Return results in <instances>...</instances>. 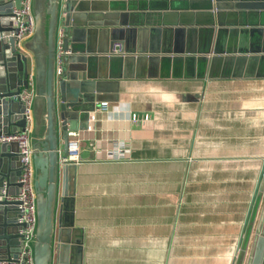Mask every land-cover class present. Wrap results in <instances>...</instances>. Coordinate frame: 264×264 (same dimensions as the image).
I'll use <instances>...</instances> for the list:
<instances>
[{
	"label": "crops",
	"instance_id": "obj_1",
	"mask_svg": "<svg viewBox=\"0 0 264 264\" xmlns=\"http://www.w3.org/2000/svg\"><path fill=\"white\" fill-rule=\"evenodd\" d=\"M83 1L87 16L102 14L101 25H86L91 18L79 26L84 33L74 48L89 64L65 59L64 67L85 70L99 96L96 110L110 106L90 113V128L77 131L68 216L71 240L82 241V264H248L264 204L263 177L252 214L264 172V67L244 58L264 53L239 50L263 48L264 0ZM180 24L197 30L187 46L202 48L204 33L214 35V46L220 34L235 43L219 48L238 52L217 55L210 73L193 55L156 66L98 54L109 48L112 30ZM95 28L96 52L88 55L87 31ZM20 50L34 70L33 53ZM57 246L56 236L54 264Z\"/></svg>",
	"mask_w": 264,
	"mask_h": 264
},
{
	"label": "water",
	"instance_id": "obj_2",
	"mask_svg": "<svg viewBox=\"0 0 264 264\" xmlns=\"http://www.w3.org/2000/svg\"><path fill=\"white\" fill-rule=\"evenodd\" d=\"M218 2V0H215ZM35 30L31 39L22 43L35 57V68H30V61L25 53L17 46V38L14 33L18 29L14 27V4L0 2V136L10 135L19 130L25 131L26 120L23 115L25 108L19 99L23 89L32 88L33 99V129L31 140L33 147V161L35 169L34 187L37 194V228L34 239L35 264H54V249L56 236L58 238L57 264H82L83 249L81 238L75 242L71 240L74 223L70 211L71 174L75 169L74 163H63L62 158L69 156V133L90 128L91 114L95 113V101L99 96L93 88V84L86 82L85 70L75 72L69 68H63V75L56 76L57 38L60 28L65 33V51L71 54L64 56L69 65L73 63L89 64L90 59L85 54L74 48L79 44L78 36L83 32L79 26L89 23L99 26L103 16L89 15L91 10H86V2L83 0H35L34 1ZM87 8V7H86ZM218 16L222 9L215 6ZM234 10V6L228 8ZM110 12V11H109ZM97 13V12H96ZM109 13L106 18L112 17ZM184 24L176 28L161 30L159 28H140L130 30H112L109 48L98 50V54L110 55L111 60L132 61L138 57V62L148 60L156 66L160 63H173L179 55H193L196 61L203 64L205 71L210 73L221 57L219 54L226 52L236 53L235 48L220 49L219 46L231 44L228 37L220 34L216 36L204 33L202 48L187 46L194 42L195 28ZM82 30V31H81ZM72 32V37L69 33ZM90 47L86 54L96 52L93 47L96 38V28L87 31ZM105 34L108 31L105 30ZM99 34V33H98ZM138 34V35H137ZM71 35V34H70ZM138 36L136 41L130 36ZM150 38V39H149ZM72 44V49L69 44ZM187 43V45H186ZM229 43V44H228ZM242 43V42H241ZM244 43V42H243ZM115 44L123 47L121 54L113 51ZM228 50V51H227ZM264 53V46L260 50L249 47L239 52ZM73 53V54H72ZM121 56V57H119ZM215 56V57H213ZM123 57V58H122ZM194 59V58H193ZM229 58H225L228 60ZM233 59V58H231ZM244 59L260 63L259 69L264 67V56L251 55ZM118 60V59H117ZM82 76V78H80ZM32 79V83H31ZM21 163L18 148L15 143L0 144V264H11L18 258L21 250V230L24 225L18 222L19 202L10 200L21 187ZM264 177L261 174L257 190L252 200V209L260 198V186ZM16 188L18 190H16ZM5 191V194L2 192ZM61 202L64 216H60L58 229L56 223L57 206ZM76 245L72 250L76 253V261L71 263L69 251L71 245ZM78 254V255H77ZM248 264H264V204Z\"/></svg>",
	"mask_w": 264,
	"mask_h": 264
},
{
	"label": "built area",
	"instance_id": "obj_3",
	"mask_svg": "<svg viewBox=\"0 0 264 264\" xmlns=\"http://www.w3.org/2000/svg\"><path fill=\"white\" fill-rule=\"evenodd\" d=\"M33 1L34 0H0V2L14 4L12 13L14 15V27L18 29L15 34L17 38V46L22 48V43L29 39L35 30V17L33 14ZM65 33L62 28L58 31L57 38V55H56V76L59 78L63 75L64 56L71 54V51H65ZM123 47L121 44H115L113 51L115 54H121ZM31 79V83H32ZM21 103L24 105L25 111L23 113L26 120L25 131H17L10 135L0 136V144L15 143L18 148V155L21 163V176L19 188L15 196L9 197L10 200L19 202L18 205V222L23 224L21 230V250L18 258L12 261L11 264H35L34 261V239L37 228V194L34 187L35 169L33 161V147L31 140V132L33 129V99L34 92L32 88L23 89L18 96ZM109 103L102 102L96 110L97 112H108ZM95 115L91 116L94 119ZM81 144L79 133L77 131L69 133V156L62 158L63 163H75L80 160ZM117 156L119 151H117ZM114 157V156H113ZM5 194V191L2 192Z\"/></svg>",
	"mask_w": 264,
	"mask_h": 264
}]
</instances>
